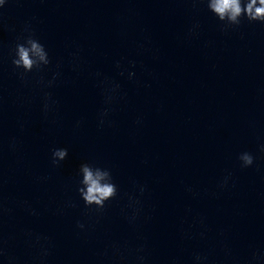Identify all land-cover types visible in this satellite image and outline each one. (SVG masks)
I'll return each mask as SVG.
<instances>
[{
  "label": "clouds",
  "instance_id": "clouds-1",
  "mask_svg": "<svg viewBox=\"0 0 264 264\" xmlns=\"http://www.w3.org/2000/svg\"><path fill=\"white\" fill-rule=\"evenodd\" d=\"M193 3H206L207 9L220 22L219 27L221 32H227L230 29H238L246 20L248 23L259 22L264 24V0H192ZM8 3V0H0V9ZM2 19V16H0ZM200 27L199 23L194 24L189 29V35L196 34V30ZM141 47H143L141 45ZM70 66L72 71L78 72L81 68V57L79 50L70 54ZM9 57L11 59L12 68L18 79L25 85L33 83L29 74L35 73L37 77L34 81L35 86H38L41 91V107L47 117L50 113L57 111L58 101L54 99L53 93L48 89L54 88L60 80L62 73L59 70L61 63L58 62L56 70H52V64L49 53L36 36L35 30L31 23H26L20 34L16 37V42L9 48ZM136 61L128 60L127 63L123 60L115 62V68L118 75L125 76L127 79L135 80L136 73L130 69L135 68ZM51 73L50 77H45V71ZM98 78L102 75L97 72ZM98 86L101 89L103 96V107L99 110L97 121L99 127L105 125L111 126L112 121L110 115L114 111L113 105L120 99H123L121 86L115 80H110L108 77L98 80ZM55 123V120L53 121ZM80 121L76 122V127L80 126ZM139 123V120H137ZM9 148L13 151L17 148V142L13 138L9 142ZM260 151L264 152V144L260 146ZM68 157L67 148H54L51 152V163L53 167H59L61 162ZM240 166L242 168L251 167L255 162V157L250 152H242L238 156ZM76 192L80 200L83 201L85 215L95 212L97 216L101 215L108 202L117 198L119 189L114 181L111 169L101 167L89 162L80 164L76 173ZM46 179V178H42ZM231 179V173L224 175L219 181L217 188L223 190L228 187ZM135 187L132 193L127 194V204L121 210L125 220L135 227L140 221L143 214V196L147 192L146 185L133 182ZM186 191L197 195L195 190L187 187ZM27 205V202H25ZM65 207H77L76 202L68 200L65 202ZM10 209L5 208L2 197H0V224L5 212H10ZM27 211L31 215L38 213L34 208L27 206ZM200 225L204 226V220H199ZM89 225L85 222L77 221L76 228L80 231H86ZM183 231V230H182ZM187 235V233H185ZM204 236V232L200 233ZM28 244L36 250V255L33 257L34 264H46L47 258L51 255L52 242L49 237L41 234L26 233ZM6 241L0 231V260L6 261V264H19L18 258L10 255L5 247ZM111 258L114 264H147V249L145 244H140L134 248L130 247L127 242H112L109 245ZM225 256L231 257V250L225 246ZM108 255V251L104 253ZM192 264H210L208 254L204 252H194L192 255ZM242 264H264V252L257 248L250 249L248 255L243 259Z\"/></svg>",
  "mask_w": 264,
  "mask_h": 264
}]
</instances>
